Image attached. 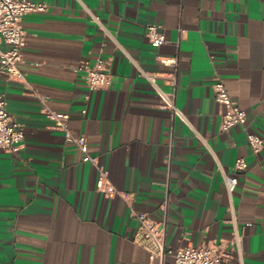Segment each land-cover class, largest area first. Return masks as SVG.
Returning a JSON list of instances; mask_svg holds the SVG:
<instances>
[{
    "label": "crops",
    "instance_id": "obj_1",
    "mask_svg": "<svg viewBox=\"0 0 264 264\" xmlns=\"http://www.w3.org/2000/svg\"><path fill=\"white\" fill-rule=\"evenodd\" d=\"M34 1L47 5L20 19L22 77L0 76L24 130L17 150L0 149V264H157L133 239L134 211L164 227L172 249L221 246L231 255L220 264H240L231 203L241 264H264V0ZM148 23L162 44L148 42ZM98 56L110 59L111 82L88 89L76 67ZM140 70L174 92L187 122ZM217 76L245 109L243 125L219 129ZM45 108L68 115L94 161L81 159ZM247 129L263 137L256 154ZM239 156L247 167L229 195L223 172ZM99 168L117 193L96 187Z\"/></svg>",
    "mask_w": 264,
    "mask_h": 264
},
{
    "label": "built area",
    "instance_id": "obj_2",
    "mask_svg": "<svg viewBox=\"0 0 264 264\" xmlns=\"http://www.w3.org/2000/svg\"><path fill=\"white\" fill-rule=\"evenodd\" d=\"M46 5V2L34 0H0V76L14 80L22 77L18 68V62L22 59L21 48L24 44V30L20 24V19L28 12L44 10ZM93 19L103 27L97 16L93 15ZM145 36L153 46H158L165 41L163 32L155 23L145 25ZM119 47L121 48L120 45ZM110 65L109 58L98 56L93 63H89L86 59L81 60L76 70L82 71L81 77L88 89L105 88L111 82ZM140 73L147 79L162 106L187 122L185 115L175 104L174 92L165 90L157 82L155 75L143 70H140ZM212 91L214 99L221 106L219 129L226 130L236 124L243 125L246 120L245 109L237 104L227 91L223 80L218 76L212 82ZM45 113L53 120L54 126L63 131L64 139L74 142L78 146L83 161H94L95 158L88 153L86 137L83 134H72L66 113L56 112L50 108H45ZM23 136V127L9 114L6 109L5 97L3 93H0V149L17 150ZM245 137L250 152L252 154L258 153L263 147V137L248 129L245 131ZM246 167V158L239 156L234 160L231 171L229 173L223 172L224 185L229 195L232 194L238 184V173L244 171ZM96 187L100 190L109 189L118 192L110 185H106V172L102 168L98 169ZM229 213V220L233 225L232 247L235 249L241 264L240 239L232 203L229 206ZM132 217L137 222L133 239L149 252L150 257L158 258L157 264H220L231 255L229 249L207 244H186L172 249L165 243L164 227L153 221L146 212L134 211ZM166 254H170L172 259L165 260Z\"/></svg>",
    "mask_w": 264,
    "mask_h": 264
}]
</instances>
